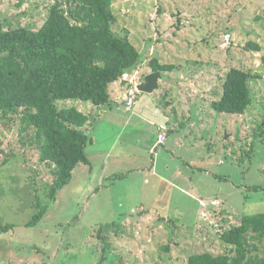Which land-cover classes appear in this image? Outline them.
Returning a JSON list of instances; mask_svg holds the SVG:
<instances>
[{"label": "rangeland", "instance_id": "obj_1", "mask_svg": "<svg viewBox=\"0 0 264 264\" xmlns=\"http://www.w3.org/2000/svg\"><path fill=\"white\" fill-rule=\"evenodd\" d=\"M55 1L0 0V28L38 29ZM113 9L116 33L130 37L142 52L141 79L153 72L149 64L154 58L180 65L165 73L169 77L160 80L154 95L166 93L171 102L183 99L186 112L201 119L196 135L205 137L198 150L205 159L193 168L183 160L174 161L184 172L172 179L189 191V197L169 201L173 211L181 205L188 214H174L170 222L177 226L153 235L151 230L167 226L168 219L157 217L146 226L147 214L137 207L143 203L150 209L156 190L149 187L146 193L144 182L138 184L136 174L126 178V172L101 190L96 173L87 179L85 163L75 169L69 184L50 196L53 167L40 160L36 142L0 119L4 149L0 151V222L15 224L1 236L3 264H188L192 253L228 251L222 231L239 224L245 215L264 212V0H114ZM250 40L258 42L261 51L247 49ZM234 66L260 75L250 81L255 101L244 114L219 112L212 106ZM57 103L79 109L92 104L80 99ZM106 114L101 125L112 118ZM117 124L115 120V128ZM100 126L94 133L98 137ZM209 156L214 164H209ZM191 180L198 191H193ZM96 189L99 193L94 196ZM215 197L219 198L214 205ZM201 200L208 206L202 207ZM38 203L47 210L36 225H28L39 211ZM203 211L209 213L207 219ZM166 244L170 251L162 248ZM259 252L264 254V249Z\"/></svg>", "mask_w": 264, "mask_h": 264}, {"label": "trees", "instance_id": "obj_2", "mask_svg": "<svg viewBox=\"0 0 264 264\" xmlns=\"http://www.w3.org/2000/svg\"><path fill=\"white\" fill-rule=\"evenodd\" d=\"M113 1L56 0L40 28H0V119L13 128L18 126L20 133L37 143L40 160L53 167L52 197L71 182L78 166L90 164L87 147L92 142L86 131L90 115L76 106L60 107L58 100L106 105L111 102L110 86L119 80L126 83L123 76L143 63L142 52L130 37L114 30L118 18ZM246 46L262 49L253 40ZM149 65L153 71H162L163 78L180 67L157 58ZM259 76L231 67L221 97L212 101L213 108L244 114L255 101L250 81ZM1 144L0 151H4ZM37 207L28 225H36L47 210L39 203ZM14 228L15 224L0 222V264L1 236ZM221 239L228 251L192 253L188 264H264V254L259 252L264 249V212L243 216L239 224L222 231ZM162 248L170 251L171 245Z\"/></svg>", "mask_w": 264, "mask_h": 264}, {"label": "crops", "instance_id": "obj_3", "mask_svg": "<svg viewBox=\"0 0 264 264\" xmlns=\"http://www.w3.org/2000/svg\"><path fill=\"white\" fill-rule=\"evenodd\" d=\"M117 82H114L112 87L110 86V91L112 88L110 103L96 106L91 102L92 104L81 108L82 111L90 115L86 131L92 137L91 150L89 149L90 144L87 147V155L90 160V164H86L87 179L96 173L97 178L99 177L100 189L104 190L106 184L109 186L115 183L114 179L117 177L115 175L126 172L127 178L136 174L138 184L139 181L144 182L146 193L150 191L149 187L156 190L152 201L149 200L148 203L152 206L150 209L143 206V203L137 207L138 210L147 214L146 226H150L157 217L161 219L166 217L168 219L167 226L161 224L159 229L151 230V233L155 235L169 232V226H177L175 222H170L174 214L181 217L188 214V210L181 205H178L173 211L172 202L169 201L184 200L187 196L189 197V191L183 189L178 181L172 179V177H181L184 172L181 165L175 164L174 161H177L176 158L183 160L185 165L193 168L198 161L205 159V156L198 155V150L202 149L205 143V137L196 135L199 127L202 126L201 119L196 116L195 118L191 112H186L183 99L173 98V102H171L166 93L162 97L154 95L155 92L144 93L138 97L132 107H128L125 103L126 83L121 80ZM177 105H181V107ZM104 112H107V118H112L101 125ZM115 120L118 123L116 128L114 127ZM99 126L98 137L94 133ZM186 132L187 135H185ZM160 134L165 135L164 142H160ZM94 143H98V146H95ZM176 150L179 153L176 154ZM188 153H192V155H188ZM219 163H221L220 160ZM209 164H214L213 156H209ZM205 172L212 176L217 174L213 170ZM120 177L122 176L120 175ZM190 182L193 191H198L195 182L192 180ZM98 193L97 189L93 191L94 196ZM191 194L195 199L196 195ZM218 198L213 199L214 205ZM207 206L203 205L202 207ZM151 209L153 212H150ZM134 212L139 211L134 209ZM204 212L202 214L205 215ZM206 216L207 219L209 213ZM197 224L201 227L199 223ZM210 235L215 234L211 233ZM202 239L201 237L199 240L202 241ZM177 243L179 242L176 241Z\"/></svg>", "mask_w": 264, "mask_h": 264}, {"label": "built area", "instance_id": "obj_4", "mask_svg": "<svg viewBox=\"0 0 264 264\" xmlns=\"http://www.w3.org/2000/svg\"><path fill=\"white\" fill-rule=\"evenodd\" d=\"M141 76L142 75L140 69H136L133 73L130 74L127 73L123 76V80L126 81V87H127L125 103L128 107H132L139 97L140 91L137 88V84L142 81ZM159 138H160V142L165 141V135L160 134ZM201 204L204 206L207 205L206 201L203 200H201ZM215 226L217 227L218 224H215Z\"/></svg>", "mask_w": 264, "mask_h": 264}, {"label": "water", "instance_id": "obj_5", "mask_svg": "<svg viewBox=\"0 0 264 264\" xmlns=\"http://www.w3.org/2000/svg\"><path fill=\"white\" fill-rule=\"evenodd\" d=\"M164 77V73L162 71H153L147 74L144 79L137 84V88L140 92L144 93H153L160 86V80Z\"/></svg>", "mask_w": 264, "mask_h": 264}]
</instances>
